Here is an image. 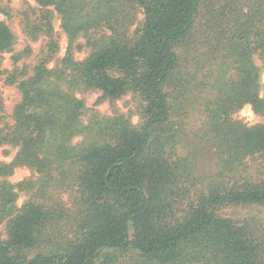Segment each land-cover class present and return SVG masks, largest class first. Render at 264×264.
Here are the masks:
<instances>
[{
	"label": "trees",
	"instance_id": "trees-1",
	"mask_svg": "<svg viewBox=\"0 0 264 264\" xmlns=\"http://www.w3.org/2000/svg\"><path fill=\"white\" fill-rule=\"evenodd\" d=\"M35 1L45 15L25 18L26 32L49 41L32 73L5 71L21 100L14 124L0 130V146L18 147L0 177L25 166L38 178L19 183L32 193L21 208L15 194H0L8 218L0 264H264V225L222 213L264 206V124L234 118L247 105L264 112L254 59L264 64V0L243 15L223 9L194 48L188 39L204 0ZM47 9L69 39L52 68L59 45ZM139 10L143 24L132 30ZM80 37L92 47L83 60L73 50ZM15 43L0 21V55ZM91 89L110 99L134 94L142 122L121 114L85 124L76 93ZM193 104L205 118L192 135L211 144L215 174L200 173L188 137L184 112Z\"/></svg>",
	"mask_w": 264,
	"mask_h": 264
},
{
	"label": "rangeland",
	"instance_id": "rangeland-1",
	"mask_svg": "<svg viewBox=\"0 0 264 264\" xmlns=\"http://www.w3.org/2000/svg\"><path fill=\"white\" fill-rule=\"evenodd\" d=\"M255 1L259 0H204L195 30L188 39L190 41V45L194 48L207 40L212 25L218 21L217 16L220 18V13L223 9H236L243 15L247 14L248 9H252L251 6L255 3ZM0 9H2L0 10V21H4L9 24L16 36V43L13 51L0 55V71H3V74L0 73V94L4 104V112L0 115L1 130L5 126H12L14 124V108L21 100V93L17 86L5 82L7 75L5 71H11L15 66H18L21 68L26 67V69L32 73L33 67L43 57V50L46 49L49 38L41 35L39 39L35 40L26 32L25 18L29 17L31 19H35L38 16L42 17L45 15L46 9H41L35 0H0ZM47 10L49 14H53L54 12L53 9ZM137 14L138 17L132 30H135L143 24L144 14L142 10H139ZM51 20L54 25V39L58 42L59 49H57V53L54 54V58L51 59L48 64L50 68L55 67L61 61L66 54V49L69 46V39L61 28L60 17L54 13ZM101 36V33L96 34V38ZM179 46L181 47V45ZM91 48L92 47L89 45H86L85 38H78L76 46L73 48L76 59L83 60L88 57V55L92 52ZM187 49L189 48L182 46L179 51L185 54ZM18 53H23V56L18 62H15L13 56ZM254 59L256 64L261 69V97L264 99V64L259 55L255 54ZM76 96L84 101L82 121L85 124H89L91 121L99 118L101 119L105 116H117L121 114L128 116L130 121L135 126L142 122L140 113L141 104L134 94L129 93L117 99H110L104 98L103 93L100 90L91 89L83 93H76ZM188 104L189 103H185V106ZM197 106L195 104L190 105L186 107L184 112L186 113L185 117L187 121V129L190 131L188 137L200 150V173L206 175L215 174L217 166L216 161L214 160L213 148L211 144L206 140L202 141L192 135L194 132L193 130L200 126V123L205 118L202 108L197 109ZM234 118L247 123L248 125L264 124V112L257 113L250 105H247L236 112L234 114ZM83 139L84 137L82 135H78L73 141L74 143H79ZM17 152L18 147L12 144L1 145L0 163H11ZM37 178L38 174L36 171L30 169L29 167H17L12 175L0 177V194L6 190L15 194V199L12 204L13 206L16 205L17 208H21L22 205L29 200L32 193L19 188V183L30 180L36 181ZM60 195L63 196L65 201H69L66 191L60 190ZM222 213L226 217L248 219L264 225V206L233 207L222 210ZM7 227L8 218L4 219L0 216V240L7 237Z\"/></svg>",
	"mask_w": 264,
	"mask_h": 264
}]
</instances>
